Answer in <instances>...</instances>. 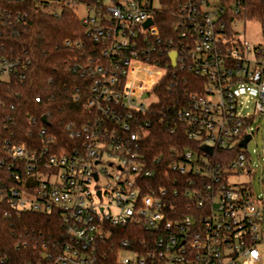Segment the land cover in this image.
Instances as JSON below:
<instances>
[{"label":"built area","instance_id":"2783aa9c","mask_svg":"<svg viewBox=\"0 0 264 264\" xmlns=\"http://www.w3.org/2000/svg\"><path fill=\"white\" fill-rule=\"evenodd\" d=\"M9 1L0 0V19L12 26L27 14L10 9ZM159 2H36L56 18L73 11L97 47L73 70L91 80L85 94L77 89L74 96L88 119L65 127L74 145H58L46 129L40 132L46 141L39 152L5 142L9 161L1 167L19 187L0 192V198L17 213L57 214L64 228V243L35 264H105L114 249L109 241L128 229L147 237L122 240L116 264H264L259 249L264 245V197L236 182L245 172L251 174L248 156L240 152L225 166L212 158L219 150L240 147L247 136L252 140L255 119L264 116V27L259 24L262 42L253 45L237 31L239 23L251 22L241 18L242 0H188L178 6L177 39L164 47L154 17ZM81 7L89 13L84 19L76 14ZM174 52L176 67L170 58ZM29 66V59L0 56V81H24ZM171 69L205 82L178 114L187 140L198 147L171 164V171L190 178L185 193L165 188L144 193L148 186L141 182L156 174L141 151L151 126L142 118L154 104L144 102L151 94L157 97L155 89ZM244 95L253 100L252 116L242 113ZM102 178L107 183L100 184Z\"/></svg>","mask_w":264,"mask_h":264},{"label":"trees","instance_id":"16d2710c","mask_svg":"<svg viewBox=\"0 0 264 264\" xmlns=\"http://www.w3.org/2000/svg\"><path fill=\"white\" fill-rule=\"evenodd\" d=\"M185 1L188 0L159 2L154 17L164 47L165 42L177 39L174 26L179 15L178 6ZM221 1L230 3L237 0ZM242 1L245 10L241 18L264 27V0ZM36 2L10 0L9 8L27 14V17L12 26L3 25L0 19V56L30 60L24 81L15 77L0 81V192L5 193L9 188L19 187L7 169L1 167V162L9 161L6 141L13 146L39 152L46 141L40 132L46 129L48 137L54 138L58 145L71 147L75 142L65 127L72 122L82 124L90 115L74 96L77 89L85 94L91 80L81 77L80 71L73 70L79 64L84 65L87 56L92 55L97 46L87 38L85 26L73 11L66 10L56 18L37 7ZM67 41L81 42L83 46L68 47ZM204 83L191 72L171 69L156 87L157 100L152 105V112L142 118L151 121V126L147 137L140 142L141 151L148 165L156 171L154 177L141 182L148 186L144 193L161 188L167 189L168 193H185L190 178L171 171V164L179 160L183 152L198 146L187 140L178 114L186 108L190 94L203 91ZM173 150L177 153L172 154ZM240 152L241 148L236 146L231 151L219 150L212 158L225 166ZM146 237L147 234H135L130 229L128 234L117 232L109 241L108 246L114 249L111 251L108 247L110 257L105 264H116L117 248L122 240ZM64 241L59 215L17 213L0 198V264H35Z\"/></svg>","mask_w":264,"mask_h":264},{"label":"rangeland","instance_id":"374dc122","mask_svg":"<svg viewBox=\"0 0 264 264\" xmlns=\"http://www.w3.org/2000/svg\"><path fill=\"white\" fill-rule=\"evenodd\" d=\"M77 16L80 19H84L89 15L87 10L83 7L76 11ZM240 37L253 45H257L262 42V29L259 24L246 22L239 23L237 28ZM156 97L152 94L144 103L149 106L156 102ZM242 113L245 116H252L254 113L253 100L249 95L242 97ZM254 129L252 130L253 138L249 142L247 149L242 152L248 156L247 162L251 168V174L245 172V174L238 176L236 182L242 184H248V187L252 188L253 195L264 197V116L257 117L254 122ZM108 171L115 173V168L106 166ZM100 184H105L107 181L102 178L99 181ZM260 252L264 259V245L259 247ZM123 256H128L127 252L122 253Z\"/></svg>","mask_w":264,"mask_h":264},{"label":"water","instance_id":"95a60500","mask_svg":"<svg viewBox=\"0 0 264 264\" xmlns=\"http://www.w3.org/2000/svg\"><path fill=\"white\" fill-rule=\"evenodd\" d=\"M151 24V21H149L147 23V25H150ZM171 60H172V65L173 67H176V58H177V54L174 52L171 54L170 56ZM145 98V97H144ZM46 120V119H44ZM251 141V136H247L241 143H240V147L242 148H246L248 143Z\"/></svg>","mask_w":264,"mask_h":264}]
</instances>
